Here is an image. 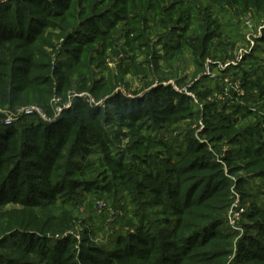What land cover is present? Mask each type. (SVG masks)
Segmentation results:
<instances>
[{
    "label": "rangeland",
    "instance_id": "1",
    "mask_svg": "<svg viewBox=\"0 0 264 264\" xmlns=\"http://www.w3.org/2000/svg\"><path fill=\"white\" fill-rule=\"evenodd\" d=\"M45 2L24 4L34 20L26 51L38 67L18 111L59 123L53 181L71 171L69 179L110 182L112 193L93 219L77 206L82 189L55 204H0V264H89L105 259L98 249H125L120 237L140 252L154 249L150 238L177 245L163 261L154 253L133 256L135 264H264V0ZM199 86L214 89L206 103ZM215 192L217 201L197 205ZM234 193L245 209L240 225L189 244L193 230L179 223L205 225L195 217L205 213L228 219ZM28 241L63 258L28 253Z\"/></svg>",
    "mask_w": 264,
    "mask_h": 264
},
{
    "label": "trees",
    "instance_id": "2",
    "mask_svg": "<svg viewBox=\"0 0 264 264\" xmlns=\"http://www.w3.org/2000/svg\"><path fill=\"white\" fill-rule=\"evenodd\" d=\"M9 1L12 2V5H17V15L11 11V7H8L9 3L4 4V0H0V204L15 203L24 207L55 204L58 202V198L66 196L70 190L82 189L84 195L79 196L80 201H78L77 206H83L89 218L93 219L101 202L107 201L108 194L112 193V184L107 181L99 184L89 180L69 179L72 176L71 171L67 174L68 179L58 175V181H53L57 180L54 179L55 173L51 171L54 165L53 159L58 157L63 147V135L61 128H58L59 123L50 126L43 123V121L36 120L31 115H26L25 112L18 111V108L25 107L28 104L25 95L27 87L24 86V79L26 80L31 72L38 67L26 51L32 44L31 37L34 35V25L31 22L34 20L30 17L24 4L42 7L46 2L45 0ZM21 1L24 2L23 6ZM203 30L205 31L204 28ZM208 38L210 36L205 37L203 43H206ZM194 39L197 40L198 37L192 36V40ZM8 46H12L13 50L6 48ZM10 52L11 54L5 55ZM205 54L206 52L203 53V55ZM194 91L199 101L203 103H206L208 98L214 94V89L206 86H199ZM46 95L50 96L49 94ZM205 105L208 108L209 104ZM9 116L14 119L11 124L5 123ZM89 144H93V141H88ZM78 170L79 168H75V172H78ZM150 173L151 176H149L152 178L154 171H150ZM198 189L199 185L196 190ZM195 193L196 191L189 198L178 199V204L189 205L190 202H193ZM159 196L162 200L167 199V196H164L163 193L158 192ZM214 197H202L201 202L199 201L197 205L210 200L217 201L219 193L215 192ZM62 200V205L67 204L65 198ZM207 207L210 211L215 210L211 204H208ZM212 214L205 213L195 216L200 222H203L202 224H205L202 226L199 223L192 225L185 223V221L179 223V226H184L186 230L194 231L196 229L195 232L192 231L188 239L189 241L193 240L189 244L192 243L193 246H197L199 240L208 231L217 226L227 225V218L216 213ZM150 236L152 235H147V237ZM175 238L177 237L173 239ZM183 240L186 242L185 239ZM118 242L125 245V249L123 248L121 251L111 254L98 249L100 254L105 256V259L98 261L91 256L85 258L86 261L89 264H114L115 262L117 264H135L131 261L133 256H138L141 260H148V256L154 253L159 254L161 261H163V257L165 259L167 253L177 247L174 241H162L154 244L152 238H150L147 239V242L149 245L153 244L151 247L154 249L140 252L139 249L127 244L128 242L121 237ZM26 244L25 249L28 253L37 252L42 254L44 258L46 257L45 259L52 256V259H58L59 261L62 256V254H56L55 249L42 241H28ZM46 246L47 250L44 253L43 248ZM214 247L218 246L215 245ZM66 259L73 262L74 256L71 258L66 257ZM222 259L224 257H220V260Z\"/></svg>",
    "mask_w": 264,
    "mask_h": 264
},
{
    "label": "built area",
    "instance_id": "3",
    "mask_svg": "<svg viewBox=\"0 0 264 264\" xmlns=\"http://www.w3.org/2000/svg\"><path fill=\"white\" fill-rule=\"evenodd\" d=\"M225 82L228 83V81H225ZM226 89L228 90V88ZM191 96L194 99L196 97L194 95H191ZM20 112H26V111H20ZM26 115H30V114L26 112ZM11 122L13 123L14 119L11 116H9L5 123L11 124ZM232 200L233 201H232L231 208L228 214L227 225L232 229H236L240 225L241 219L245 213V209L241 205L240 197L237 193L233 194Z\"/></svg>",
    "mask_w": 264,
    "mask_h": 264
}]
</instances>
